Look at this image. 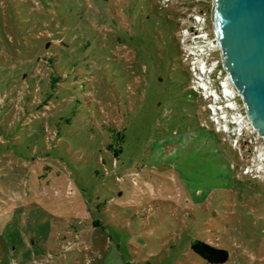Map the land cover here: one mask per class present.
<instances>
[{"label":"rangeland","instance_id":"374dc122","mask_svg":"<svg viewBox=\"0 0 264 264\" xmlns=\"http://www.w3.org/2000/svg\"><path fill=\"white\" fill-rule=\"evenodd\" d=\"M64 1L0 0V51L16 30L39 26L48 10L56 15L74 7ZM151 3L161 14L156 21L169 29L158 27L170 57L155 67L161 85L149 97L141 95L136 109H125L135 89H123L109 61L103 62L109 72L78 81L82 90L91 89L85 97L75 95L78 103L65 104L58 87L47 106L27 114L21 96L13 99L16 86L3 78L11 73L0 69V264H211L191 250L194 240L225 249L222 264H264V140L250 127L236 92L229 99L244 114L241 136L233 139L209 122L207 101L187 91L188 74L172 35L197 14L214 35L213 0ZM115 28L123 38L134 33ZM66 39L61 43L73 46ZM214 54L209 69L216 74L204 85L217 93L232 89L219 50ZM57 55L58 69L68 64L61 50ZM35 80L29 77L27 90ZM155 101L161 107L152 108ZM112 104L126 127L119 164L126 169L116 170L117 182L94 167L98 127Z\"/></svg>","mask_w":264,"mask_h":264},{"label":"trees","instance_id":"16d2710c","mask_svg":"<svg viewBox=\"0 0 264 264\" xmlns=\"http://www.w3.org/2000/svg\"><path fill=\"white\" fill-rule=\"evenodd\" d=\"M64 2L73 4L74 7L69 9L74 10L76 17L69 9L56 15L48 10L39 21V26L29 30L24 27L16 30L15 40L8 41L5 49L0 51V69L4 70L5 74L11 73V76L3 78H8L9 83L12 82L16 86L14 101L20 95L26 114L30 111L40 112L43 106H47L52 95L59 92L58 87H61L64 93L61 98L65 104L73 99L77 102L75 95L85 97V93L91 90L88 88L82 90L78 86V81L87 75L98 79L100 70L108 71L103 62L109 61L114 67L110 74L117 76L119 82L125 84L123 89L129 88L130 91L132 86L135 89L134 96L126 100L125 109L127 112L136 109L142 96L144 99L146 96L149 97V90L161 85L163 79L158 80L155 67L160 66L170 57L168 48H164L165 44L163 45L158 33L159 26H162L163 31L168 29L165 23L156 21L161 14L153 8L151 0H65ZM133 17L136 25H133ZM116 25H120V29H125L127 32L133 30L134 33L131 32V35L127 33L123 38L118 35L119 28H115ZM106 28L108 29L104 39L102 31ZM73 31L77 36L74 40H72ZM172 35L178 44L180 61L186 67L190 82V73L182 59L177 35L175 33ZM25 36H28L30 42H24ZM64 36L67 41L74 42L73 46H64L61 43H66ZM79 43H82L80 50L77 49ZM118 45H123L127 49L126 53L120 52L117 49ZM60 50L68 64L61 65L58 69L57 54ZM30 76L36 78L34 81L36 83L32 90H27L26 85ZM187 88L188 92L204 100L191 88ZM65 94L68 95L66 98ZM103 95L106 96V92ZM161 105L160 103L156 106L155 101L151 107L156 108ZM114 112L113 108L108 120L98 127L102 140L99 141V150L96 149L94 167L106 170V175L111 174L117 182L119 176L116 170L119 168L125 172L126 169V166L119 165L120 157L125 150L126 127L117 122L118 118ZM201 127L203 128V125ZM151 128L153 129L152 126ZM213 132L218 133L214 128ZM189 134L190 130H187L185 138H189ZM45 168L49 169V167ZM90 172L98 175L99 170L93 168ZM190 248L211 264H222L228 260V252L225 249L202 240H194Z\"/></svg>","mask_w":264,"mask_h":264},{"label":"water","instance_id":"95a60500","mask_svg":"<svg viewBox=\"0 0 264 264\" xmlns=\"http://www.w3.org/2000/svg\"><path fill=\"white\" fill-rule=\"evenodd\" d=\"M212 22L228 82L264 140V0H213Z\"/></svg>","mask_w":264,"mask_h":264},{"label":"built area","instance_id":"2783aa9c","mask_svg":"<svg viewBox=\"0 0 264 264\" xmlns=\"http://www.w3.org/2000/svg\"><path fill=\"white\" fill-rule=\"evenodd\" d=\"M189 23L180 27V31L177 35L181 56L187 69L190 73L189 88L200 95L205 102V109L208 112V119L214 126L222 127L224 134L231 136L233 139L241 136L238 132L240 128V121L244 114L236 113V110L232 108L230 97L235 92L230 89V94H225L224 86L223 90L219 93L215 89H211L204 85L203 80L208 76H215V69H209V62L215 58L214 51L218 49L217 41L214 35L207 30V19L202 14H197L196 17L189 18ZM212 72V74H211ZM218 96L223 98L224 105L216 104L212 100ZM210 100V101H209ZM209 101V102H208ZM243 105V104H242ZM247 118V116H246ZM251 127V125H250ZM252 128V127H251ZM240 131V130H239Z\"/></svg>","mask_w":264,"mask_h":264},{"label":"bare ground","instance_id":"6f19581e","mask_svg":"<svg viewBox=\"0 0 264 264\" xmlns=\"http://www.w3.org/2000/svg\"><path fill=\"white\" fill-rule=\"evenodd\" d=\"M230 92H231V91H230L229 88H225V90H224V93H225V94H227V93L230 94Z\"/></svg>","mask_w":264,"mask_h":264}]
</instances>
